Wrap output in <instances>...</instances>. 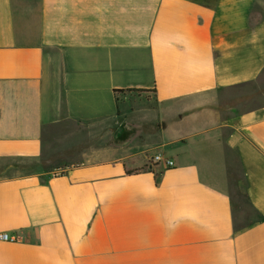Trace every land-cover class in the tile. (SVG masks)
Listing matches in <instances>:
<instances>
[{
	"label": "crops",
	"instance_id": "obj_1",
	"mask_svg": "<svg viewBox=\"0 0 264 264\" xmlns=\"http://www.w3.org/2000/svg\"><path fill=\"white\" fill-rule=\"evenodd\" d=\"M0 234V264H264V0H0Z\"/></svg>",
	"mask_w": 264,
	"mask_h": 264
},
{
	"label": "rangeland",
	"instance_id": "obj_2",
	"mask_svg": "<svg viewBox=\"0 0 264 264\" xmlns=\"http://www.w3.org/2000/svg\"><path fill=\"white\" fill-rule=\"evenodd\" d=\"M231 168V167H230ZM231 174H232V185L230 188V193L232 194V197L234 198V209L236 211V214L238 212V193H237V180L238 178H241L240 170L238 169V163L231 168Z\"/></svg>",
	"mask_w": 264,
	"mask_h": 264
},
{
	"label": "water",
	"instance_id": "obj_3",
	"mask_svg": "<svg viewBox=\"0 0 264 264\" xmlns=\"http://www.w3.org/2000/svg\"><path fill=\"white\" fill-rule=\"evenodd\" d=\"M132 137V131H130L126 124H123L114 134L113 142L117 145L127 143Z\"/></svg>",
	"mask_w": 264,
	"mask_h": 264
},
{
	"label": "built area",
	"instance_id": "obj_4",
	"mask_svg": "<svg viewBox=\"0 0 264 264\" xmlns=\"http://www.w3.org/2000/svg\"><path fill=\"white\" fill-rule=\"evenodd\" d=\"M154 161L156 162H163V159L161 157H156L154 159ZM165 163L168 165V166H174V162L173 161H170V160H165ZM19 240L18 237H10L9 235L7 234H0V241H5V242H17Z\"/></svg>",
	"mask_w": 264,
	"mask_h": 264
},
{
	"label": "trees",
	"instance_id": "obj_5",
	"mask_svg": "<svg viewBox=\"0 0 264 264\" xmlns=\"http://www.w3.org/2000/svg\"><path fill=\"white\" fill-rule=\"evenodd\" d=\"M133 91H136V90H133ZM158 183H159V180H158Z\"/></svg>",
	"mask_w": 264,
	"mask_h": 264
}]
</instances>
